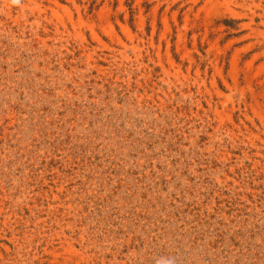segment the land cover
<instances>
[{"label":"rangeland","instance_id":"1","mask_svg":"<svg viewBox=\"0 0 264 264\" xmlns=\"http://www.w3.org/2000/svg\"><path fill=\"white\" fill-rule=\"evenodd\" d=\"M0 0V264H264V0Z\"/></svg>","mask_w":264,"mask_h":264},{"label":"trees","instance_id":"2","mask_svg":"<svg viewBox=\"0 0 264 264\" xmlns=\"http://www.w3.org/2000/svg\"><path fill=\"white\" fill-rule=\"evenodd\" d=\"M94 4H95V1H94V0H92V2L90 3V7H89V10H90V11L93 9V7H94Z\"/></svg>","mask_w":264,"mask_h":264}]
</instances>
